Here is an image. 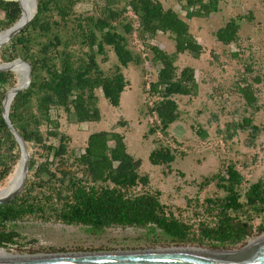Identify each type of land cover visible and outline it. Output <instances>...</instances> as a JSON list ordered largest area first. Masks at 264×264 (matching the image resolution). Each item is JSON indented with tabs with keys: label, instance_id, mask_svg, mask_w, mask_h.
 <instances>
[{
	"label": "trees",
	"instance_id": "trees-1",
	"mask_svg": "<svg viewBox=\"0 0 264 264\" xmlns=\"http://www.w3.org/2000/svg\"><path fill=\"white\" fill-rule=\"evenodd\" d=\"M23 1L21 15L17 1L0 0V32L23 17L28 7ZM35 1L33 17L0 50L2 62L21 57L31 67L30 83L15 94L8 114L30 150L29 170L19 193L0 205V246L13 243L17 234L5 231L7 224L27 216L83 225L96 232L115 226L144 228L148 229L146 236L179 243L206 239L213 246H233L250 236L254 217L264 220V176L242 192L245 179L234 164L227 165L224 174L220 169L206 177L201 184L216 181L225 194L204 199V211L210 220L198 223L197 233L161 202L160 191L147 188L149 176L140 173L141 160L127 152L121 133L90 132L84 151L69 162V137L59 131V122L51 117L55 109L62 110L73 123L98 120L96 89L102 91L110 105L119 106L128 85L122 68L142 60V55L135 54L127 43L126 35L134 32L144 52L152 54L148 56L150 62L157 66L146 89L147 81H143L146 97L153 98L152 104L147 103L148 113L154 116L149 131L159 130L166 136L170 125L179 118L176 97L193 95L197 89L193 68L178 70L174 64L179 54L199 58L202 53L187 19L217 11L219 0H177L184 17L164 7L160 0H126L120 6L116 0H105L90 15L75 14L74 6L80 0ZM239 18H229L218 27L214 32L216 40L236 43ZM158 32L171 36L173 54L147 42ZM35 34L41 39L33 50ZM106 47L112 49L117 61L110 73H105L97 61L99 54L105 59ZM16 85L12 71H0V187L20 159L19 145L1 115L6 91ZM237 92L248 107L260 109L251 83L238 85ZM251 123L252 119L243 118L237 126L257 131ZM148 159L154 165L170 167L175 150L159 144ZM138 186L141 190L136 191Z\"/></svg>",
	"mask_w": 264,
	"mask_h": 264
},
{
	"label": "rangeland",
	"instance_id": "rangeland-1",
	"mask_svg": "<svg viewBox=\"0 0 264 264\" xmlns=\"http://www.w3.org/2000/svg\"><path fill=\"white\" fill-rule=\"evenodd\" d=\"M105 0H80L74 6L75 14H94L97 6ZM123 5L126 0H116ZM164 7L172 8L184 17L177 0H160ZM129 14V8L127 7ZM240 17L238 40L223 44L216 40L214 32L229 18ZM3 13L0 11V19ZM190 32L202 46L199 58L179 54L175 59L178 70L191 67L197 83L195 94L177 96L179 118L164 136L159 130L150 132L154 116L148 113V99L143 90L155 77L157 66L144 52L143 44L136 33L127 34L129 48L142 55L141 63H129L122 68L128 83L121 94L120 104L115 107L96 89L100 118L96 121L73 123L68 121L62 110L53 109L51 117L59 122V131L69 137L68 159L84 151L90 132L115 130L124 136L127 152L141 160L140 173L149 176L147 188L160 191V200L171 208L176 216L191 224L198 233V223L210 220L204 211V199L223 197L224 192L206 177L234 164L244 176L240 191L264 176V0H219L218 9L206 16L187 19ZM122 31V27L119 26ZM2 32V31H1ZM39 34L34 35L33 50ZM168 54L175 52L174 41L168 33L158 32L147 40ZM0 46V50L3 46ZM1 44V43H0ZM75 50L78 49L76 45ZM147 55V56H146ZM149 56V58H148ZM111 48L106 47L105 56L99 54L97 61L105 73H110L117 61ZM147 57V58H146ZM21 57H16L18 59ZM8 63L2 62L0 64ZM17 84L23 76L18 62L12 64ZM251 83L255 89L259 110L248 107L237 92L238 85ZM243 118L252 119L250 127H238ZM159 144L175 150V161L166 167L154 165L149 153ZM17 165V164H16ZM6 181V180H5ZM5 184V182H4ZM141 190L140 186L136 191ZM263 219L254 217L250 236L233 246H213L205 239L171 242L163 238L146 236L148 229L138 227H110L102 232L87 229L83 225L44 221L27 216L8 223L5 231H14L13 243L0 248L11 256H47L61 253L119 252L145 249H192L236 251L260 239L264 235ZM262 225V226H261Z\"/></svg>",
	"mask_w": 264,
	"mask_h": 264
},
{
	"label": "water",
	"instance_id": "water-1",
	"mask_svg": "<svg viewBox=\"0 0 264 264\" xmlns=\"http://www.w3.org/2000/svg\"><path fill=\"white\" fill-rule=\"evenodd\" d=\"M19 3L22 15V6ZM36 8V1H35ZM36 12V9H35ZM34 15V14H33ZM32 15V17H33ZM31 17V18H32ZM21 18V16H20ZM18 19L11 27L4 30L8 34L1 42L0 46L9 42L10 39L24 27L30 19L23 23H19ZM2 31V32H4ZM18 62L26 67V76L23 83L18 84L6 91L3 99L2 118L8 126L10 132L14 136L20 148V159L23 152L26 153V159L23 164V176L20 183L6 198L0 199V205L6 204L12 200L21 190L25 182L29 170L30 150L27 147L22 136L14 129L8 118L10 103L16 93L28 87L31 80V67L28 62L23 59H14L8 63L0 64V71L12 70V64ZM9 92L12 93L11 101L6 105V99ZM0 264H264V237L257 239L253 243L236 251H220V250H182V249H145L134 251L119 252H81V253H61L45 256H14L11 258H0Z\"/></svg>",
	"mask_w": 264,
	"mask_h": 264
},
{
	"label": "bare ground",
	"instance_id": "bare-ground-1",
	"mask_svg": "<svg viewBox=\"0 0 264 264\" xmlns=\"http://www.w3.org/2000/svg\"><path fill=\"white\" fill-rule=\"evenodd\" d=\"M20 1H22L24 3L23 0H20ZM25 1L27 2L28 7H27V10H26L25 14L23 15V17L19 20V23H23V22L27 21L35 13V9H36L35 8V0H25ZM7 34H8L7 31L0 32V43L6 38ZM20 66L23 68V70L20 72L23 77L21 79H19L20 81L18 84L23 83L25 80V76H26V67L24 65H21V64H20ZM11 98H12V93L9 92V94L7 95V99H6V105H8V103L11 101ZM25 159H26V153L23 152V154L21 156V160L18 161L13 172L7 177L5 184L2 187H0V199L6 198L10 194H12L13 191L18 186V184L20 183L21 177L23 176V164L25 162ZM182 250H192V249H182ZM193 251H204V250L198 249V250H193ZM11 257H13V256L5 253V250L0 248V258H11Z\"/></svg>",
	"mask_w": 264,
	"mask_h": 264
}]
</instances>
